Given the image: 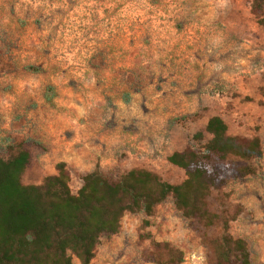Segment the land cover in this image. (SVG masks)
<instances>
[{
    "label": "rangeland",
    "instance_id": "rangeland-1",
    "mask_svg": "<svg viewBox=\"0 0 264 264\" xmlns=\"http://www.w3.org/2000/svg\"><path fill=\"white\" fill-rule=\"evenodd\" d=\"M254 3L0 0V152L30 149L28 186L58 174L61 148L74 162V194L97 168L112 178L147 170L179 185L186 173L169 158L203 149L211 137L194 136L221 116L231 135L259 137L263 155L254 176L214 192L211 208L247 241L252 264H264V26ZM97 52L105 57L94 62ZM201 232L169 199L150 216L126 214L92 264H155V243L180 250L182 264H212Z\"/></svg>",
    "mask_w": 264,
    "mask_h": 264
},
{
    "label": "trees",
    "instance_id": "trees-1",
    "mask_svg": "<svg viewBox=\"0 0 264 264\" xmlns=\"http://www.w3.org/2000/svg\"><path fill=\"white\" fill-rule=\"evenodd\" d=\"M264 0H255L253 13L264 26ZM203 149L175 152L169 162L185 171L179 185L167 183L147 170H132L112 178L97 168L83 178L74 194L67 164L40 186L25 185L23 177L31 153L21 144L0 152V264H92L105 238L122 231L126 214L152 215L156 208L173 199L186 219L196 222L212 250V264H252L249 245L229 232V219L211 208L214 192L231 182L257 173L262 157L259 137L233 136L225 120L212 117L205 131L194 139ZM220 228V236L205 232ZM155 264H182L183 253L168 244L155 243ZM167 255L168 257H165Z\"/></svg>",
    "mask_w": 264,
    "mask_h": 264
},
{
    "label": "crops",
    "instance_id": "crops-1",
    "mask_svg": "<svg viewBox=\"0 0 264 264\" xmlns=\"http://www.w3.org/2000/svg\"><path fill=\"white\" fill-rule=\"evenodd\" d=\"M145 32V31H144ZM148 33H149V31H148ZM149 35V34H148ZM150 36V35H149ZM162 50H164V48H161L160 49V51H162ZM153 55L152 56H154V57H156L157 55H156V53L154 52V53H152ZM102 61H104V59L103 58H101V60H99V62L98 63H100V62H102ZM95 62V61H94ZM137 94H140V93H142V92H136ZM49 100H51V99H49ZM164 103H166L168 106V108H170L171 107V99L170 100H164ZM221 117V116H220ZM211 119V118H210ZM209 119V120H210ZM226 122V121H225ZM242 137V136H241ZM28 150H30V149H28ZM30 153H31V163H32V160H33V158H34V156H33V154H32V152L30 151ZM54 155H55V157H57V158H60L61 159V161H60V164L61 163H65V164H67V167H68V164H74V162H72V159H71V155L70 154H68L67 153V151L66 150H64V148L62 149H59V150H57L56 149V151L54 152ZM30 163V164H31ZM95 171V170H94Z\"/></svg>",
    "mask_w": 264,
    "mask_h": 264
},
{
    "label": "built area",
    "instance_id": "built-area-1",
    "mask_svg": "<svg viewBox=\"0 0 264 264\" xmlns=\"http://www.w3.org/2000/svg\"><path fill=\"white\" fill-rule=\"evenodd\" d=\"M93 58L91 59L92 61L96 60L97 57H105L101 52H97L95 55L92 56Z\"/></svg>",
    "mask_w": 264,
    "mask_h": 264
}]
</instances>
